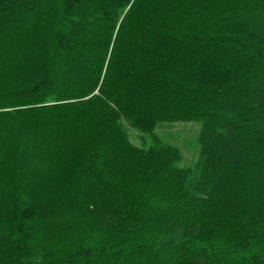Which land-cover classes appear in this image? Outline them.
Segmentation results:
<instances>
[{
  "label": "trees",
  "instance_id": "trees-1",
  "mask_svg": "<svg viewBox=\"0 0 264 264\" xmlns=\"http://www.w3.org/2000/svg\"><path fill=\"white\" fill-rule=\"evenodd\" d=\"M0 264H264V0H0Z\"/></svg>",
  "mask_w": 264,
  "mask_h": 264
},
{
  "label": "rangeland",
  "instance_id": "rangeland-1",
  "mask_svg": "<svg viewBox=\"0 0 264 264\" xmlns=\"http://www.w3.org/2000/svg\"><path fill=\"white\" fill-rule=\"evenodd\" d=\"M199 131L196 123H176L162 125L158 133L167 142L179 147L184 154L183 164L189 165L194 160V142Z\"/></svg>",
  "mask_w": 264,
  "mask_h": 264
}]
</instances>
